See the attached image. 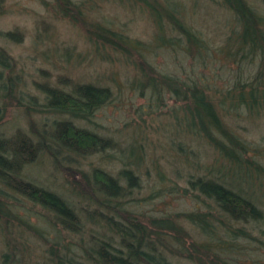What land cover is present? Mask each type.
<instances>
[{
	"label": "rangeland",
	"instance_id": "rangeland-1",
	"mask_svg": "<svg viewBox=\"0 0 264 264\" xmlns=\"http://www.w3.org/2000/svg\"><path fill=\"white\" fill-rule=\"evenodd\" d=\"M1 1L0 32L11 37L0 38V47L11 58V75L18 83L15 93L19 99L13 97L5 102L0 131L6 137L16 132L29 133V124L34 121L40 129L42 121L52 119V114L46 111L26 112L31 101L36 103L34 109H45L39 106L45 87L68 90L75 83H92L109 91V98L88 120H77L75 124L111 139L113 148L86 157L57 154V161L40 153L23 170L26 179L57 194L75 210L83 229L80 235L69 236L71 241L92 235L105 237L118 247V238L102 228V222L95 225L87 220V215L102 217L107 210L100 206L97 209L84 192L83 180L91 183L93 170L100 169L118 177L126 186L128 183L120 171L131 169L134 182L122 197L109 199L111 205L147 221L173 220L179 227L173 232L161 231L159 238L157 230L144 221L151 231L149 240L154 250L163 251L171 264H203L192 248L209 245L216 237L221 245L219 252L227 263L264 264V105L257 110L230 108L229 100L223 101L222 95L236 81L262 86L264 61L259 55L245 59L227 56L235 51L233 46H227V40L237 24L233 12L222 0H176L183 7L187 24L207 45L201 57L189 55L183 38L175 33L172 36L176 44L162 46L155 39V26L145 7L130 0H74L82 4L81 16L73 10L63 14L56 0ZM245 1L264 16V0ZM96 22L146 45L143 54L156 71L180 80L188 77L202 80L218 104L224 128L246 148L241 155V169L229 164L206 138L187 132L191 128L190 113L185 112L182 100L165 91L157 95L142 87L145 79L136 57L128 58L96 45L94 36L89 34ZM258 76L262 80L258 81ZM234 101L233 98L230 102ZM217 137L224 139L222 135ZM198 175L213 177L252 201L262 212V219H228L213 202L190 189L187 179ZM91 189L94 197L105 201L104 194ZM6 203L18 215L30 217L38 228L46 229L48 212L41 206L16 194ZM194 213L207 214L210 224L207 233L189 221L187 215ZM109 215L115 221L120 220L113 213ZM27 235L33 258L41 262L47 244L39 236L30 232Z\"/></svg>",
	"mask_w": 264,
	"mask_h": 264
},
{
	"label": "trees",
	"instance_id": "trees-1",
	"mask_svg": "<svg viewBox=\"0 0 264 264\" xmlns=\"http://www.w3.org/2000/svg\"><path fill=\"white\" fill-rule=\"evenodd\" d=\"M63 14L74 11L81 16V3L74 0H56ZM142 4L148 12L155 26V39L162 46L176 44L173 33L183 38L185 50L189 55L199 56L207 49L206 43L198 33L185 21L183 7L176 0H130ZM222 4L233 12L237 29L228 37L227 46H233L231 58L239 56L242 59L257 55L264 61V16L253 9L245 0H222ZM2 1L0 0V10ZM1 12V11H0ZM95 29H89L94 36L97 46L108 47L126 57L137 58L138 69L145 82L142 87L150 89L153 94L161 92L173 94L185 103V112L190 113L191 128L187 132L200 135L213 144L219 154L235 168L243 166L242 154H245L244 144L226 130L221 122L217 110V103L209 93V88L200 79L188 77L180 80L177 77L162 74L148 63L145 55L146 45L138 39L117 31L115 28L96 22ZM11 37L9 33L0 32V38ZM135 60V59H134ZM136 62V60H135ZM12 62L6 51L0 47V122L3 119L6 103L16 97L18 83L11 75ZM262 76H258V81ZM262 80V79H261ZM264 84L260 86L252 82L236 81L231 88L222 92L224 100H229L228 107H247L257 110L263 107ZM43 103L36 108V103L29 102L28 109L35 112H49L51 120L45 119L40 125L37 122L29 124V133L16 132L6 137L0 131V264H171L163 251L154 250L149 240L151 231L147 230L144 221L151 229L157 230L156 235L173 232L174 221L170 218L145 220L143 216H136L122 212L110 200L120 198L126 193L135 180L131 169H121L120 175L128 185L124 186L118 180L101 171L94 169L92 182L83 180L84 192H87L97 209L107 210V214L96 216L87 215V220L100 225L118 238V247L107 242L104 238H82L71 241V237L80 235L83 229L75 210L57 194L35 184L23 176L24 167L31 164L40 155L47 154L57 161V154L65 153L86 157L104 152L115 146L111 139L101 137L97 133L78 127L77 120H88L89 116L109 98L106 88L92 83H75L65 90L59 87H45L42 89ZM234 102H230L231 99ZM17 100H19L17 98ZM48 118V117H47ZM222 135L224 139H219ZM192 191H196L213 202L220 213L235 221L262 219V212L240 193L233 191L217 179L205 175H198L187 179ZM105 195V201H99L93 196L91 187ZM19 195L27 201L41 206L48 212L49 219L46 229H41L31 222V218L21 216L12 210L7 200ZM16 198V197H15ZM110 199V200H109ZM107 200V201H106ZM107 202V203H106ZM14 204V203H12ZM100 206V207H99ZM117 207V208H116ZM113 213L119 221H115L109 214ZM100 214H102L100 212ZM189 221L197 224L207 233L209 221L206 213L187 215ZM181 230V228H180ZM39 236L47 244L44 259L35 261L34 251L28 242V233ZM210 233H214L212 230ZM237 236V235H236ZM209 245H194L192 252L202 259L203 264H229L219 252V237L214 238ZM220 245V246H219ZM223 248V247H222ZM205 262V263H204Z\"/></svg>",
	"mask_w": 264,
	"mask_h": 264
}]
</instances>
